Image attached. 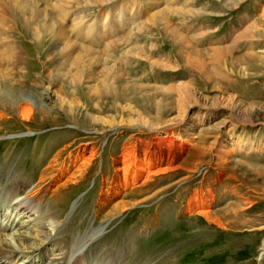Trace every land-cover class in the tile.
I'll return each instance as SVG.
<instances>
[{"label": "bare ground", "instance_id": "6f19581e", "mask_svg": "<svg viewBox=\"0 0 264 264\" xmlns=\"http://www.w3.org/2000/svg\"><path fill=\"white\" fill-rule=\"evenodd\" d=\"M135 1L0 0V119L7 113L15 112L22 121L29 122L34 113L51 115L59 107L70 114L71 125L79 126L78 117L73 116L75 112L77 116L80 115L76 99L89 102L91 96L95 95L98 102H109V108L119 113L126 112V117L122 116L119 121L113 114L99 118L85 112L84 119L100 120V125L104 127H144L150 135L159 134L157 138L163 145L168 144L164 150L153 151V145L149 151L129 142L121 146L118 156L112 155L110 161L113 166H110L113 172L107 171L109 175L102 173L94 198L93 207L97 217L103 211L113 215V211L127 209L134 204L126 200L127 195L136 197L151 192L170 171L178 168L176 163L182 158L176 155L172 147L177 142L176 137L184 138L187 142L198 138L197 142L205 153L215 150L221 160L232 155L233 151L253 152L263 146L262 143L252 145L251 139L244 137V129L256 121V113L253 108H244L233 95L204 96L195 86L197 79L195 84L185 80L159 83L153 71L150 79L144 83L140 75L131 73L134 77L131 76L134 57L139 63L141 60L150 63L152 68L159 65L176 72L172 64L163 62L175 51L183 62L184 71L200 75L197 77L199 80L221 90L218 83L228 81L231 76L226 71L223 73V70L226 53L232 50L233 45L202 44L201 39L206 32L200 27L194 28L196 25L192 24L194 27L191 28L192 25L187 24L189 16L197 15L195 10H189L187 2L142 0L146 9V16L142 18L140 15L144 9L134 6ZM121 3L124 5L121 6ZM104 4L111 5L115 11L105 10L100 19L94 15L89 19L88 14L84 15L88 6L89 9ZM179 9L182 10L178 12ZM173 15L181 17L178 24L170 20ZM68 19L69 23H66ZM155 24L157 28H153ZM183 27L189 33H185ZM154 29L169 40L172 50L171 53L167 52L168 55L156 50L158 46L155 41L159 38L151 37H157ZM254 29L248 26L237 35L234 33L226 37V41L232 37H244V32L251 36ZM141 36L150 41L149 46L139 42ZM20 39H23L22 43ZM45 39H50L52 49L44 64H47V60H51L52 64L42 70L45 66L40 62L42 68L36 72L37 76L28 75V61L36 54L43 55L40 47ZM215 43H221V40ZM96 46H100L101 50ZM249 55L254 57L251 53ZM250 56L236 57L230 66L232 69H237V66L252 69L255 65ZM123 65L127 68L123 69ZM26 77L33 78L34 82L27 85ZM46 83L51 86H45ZM94 103L98 106L97 102ZM145 103L148 105L145 106ZM170 106L178 114L164 118ZM203 134L212 138L208 147L205 142L208 138ZM64 143L54 155L55 147L63 143L48 142L44 148L34 149V154L39 151L41 158L45 157L46 152L48 157L53 156L50 159L45 157L46 160L39 165L41 171L30 176L31 180L21 177L17 171L15 174L10 172L7 151L0 160V219L6 220L5 224L0 223V264H150L147 261L131 262L125 258L126 262L123 263L122 253L127 248L133 250L130 248H133L134 234L130 240L127 239L128 244L124 249L116 250H108L98 244L96 233L102 229L93 232L86 230L71 240L68 236L60 240L63 230L59 218L66 210L67 203L63 197L58 198L59 193L83 179L89 170L87 164L83 166V160L85 162L93 152V147H83L78 141ZM73 146L76 147L72 149ZM25 170L21 171L24 173ZM213 191L212 187L195 190L181 207L188 214H205L210 223L224 226L225 223L212 211V202L208 201ZM160 213L140 228H153ZM162 221L163 227H169L166 219ZM199 241L200 248L203 238L199 237L197 243ZM83 250L86 251L81 254Z\"/></svg>", "mask_w": 264, "mask_h": 264}, {"label": "rangeland", "instance_id": "374dc122", "mask_svg": "<svg viewBox=\"0 0 264 264\" xmlns=\"http://www.w3.org/2000/svg\"><path fill=\"white\" fill-rule=\"evenodd\" d=\"M136 1L134 6L140 10L144 9L141 15L138 14L143 18L144 15L146 16V9L141 3L142 0ZM182 1L187 2L189 10H195L197 14L192 18L189 16L187 24L196 25V27L192 25L191 28L200 27L206 32L201 39L202 44L210 46L233 44L230 49L234 50L226 53L225 70L222 69L223 73L226 71L231 75L229 80L218 83L221 90L216 87L211 88V84L207 85L197 78L200 75L184 71L183 62L177 57L175 51L168 56L171 59L166 57L163 62L168 61V64H172L176 72L159 65L152 68L150 63L142 60L139 63V60L137 61L134 57L130 74L140 75L144 83L146 79H150L153 71L159 83L185 80L195 84L197 79L195 86L204 96L233 95L244 108L254 109L256 121L245 127L246 136L244 137L250 138L251 144L255 146L262 143L263 146L260 149L257 147L256 151L243 150L241 153L233 151L232 155L221 160L215 154V150L205 153L197 142L198 138L187 142L184 138L176 137L177 142L172 147L176 155L182 158L176 163L178 168L170 171L169 175L167 174L164 179L160 180L151 192L138 194L136 197L127 195L126 200L134 202L127 209L122 212L113 211V215H107V211H103L99 217L94 211V198L99 189L102 173L109 175L110 171L113 172L112 161H110L112 155L118 156L121 146L129 142L147 150L154 145L153 151L164 150L168 146L167 143L163 145L157 138L159 134L150 135L149 130L144 127L129 125L121 127L105 125L104 127L100 125V120L84 119L85 112L99 118L113 114L119 121L122 120V116L126 117L124 115L126 112L120 111L119 113L109 108V102L102 104L98 102L95 95L91 96L89 102L76 99L79 103L80 115L77 116L75 112L73 116L78 117L79 126L71 125L70 114L58 109L59 107L51 115L34 113V117L29 122L22 121L15 112L7 113V116L0 119V160H3L7 151L9 155L7 164L8 166L11 164L10 172L15 174L17 171L21 177L30 179V176L41 171L39 165L49 156L48 152L45 153L46 158H41L39 151L34 154L36 147L42 149L48 142L63 143L58 145V148L55 147L53 155L61 149L65 141L69 144L78 141L83 147H93L91 156L85 162L83 160V166L87 164L89 168L83 179H79L76 184H70L68 189H62L59 193L58 198L63 197L67 203L66 210L59 218L62 222L61 230H63L60 240H63L65 236L71 240L73 236L84 234L86 230L93 232L92 230L102 229L96 233L97 242L108 250L111 248L124 249L128 244L127 239L130 240V237L135 236L132 241L133 248H130L133 250L130 251L127 248L126 252L122 253L123 263L127 259L138 263L147 261L150 264H264V0ZM123 5L124 3H121V6ZM88 7L84 15L88 14L89 19L94 16L99 19L103 18L102 14L107 9L115 11L114 7L106 4L96 8L88 9ZM180 10L182 9L178 12ZM180 18V16L173 15L170 20L178 24ZM66 23H69V19ZM248 26L255 28L251 36L244 32V37H232L226 41L228 37L233 36L234 33L237 35L239 31H244ZM157 27L155 24L153 28ZM185 29L186 27L183 31L189 33ZM156 36L151 37L159 38L155 41L158 53L167 55V52L171 53L172 46L169 40L164 38L160 32H156ZM140 39L139 42L143 45H150V41L148 42L145 36H141ZM220 40L221 43H215ZM20 42L22 43L23 39H20ZM96 47L101 50L100 46ZM40 48L43 55L36 54L28 61V75L37 76L36 72L42 68L40 62L44 64L47 55H50L52 49L50 39H45ZM241 55L250 56L255 67L246 70L237 66V69H232L230 66L232 59ZM207 59L210 61L209 55ZM51 64V60H47L42 70ZM122 68L126 69L127 66L123 65ZM133 74H131L132 77H134ZM32 82H34L33 78L27 79V85ZM59 85H61L60 82ZM94 102H97L98 106L94 105ZM147 105L145 103V106ZM177 114L176 109L170 106L163 117L171 118ZM203 136L210 137L204 134ZM211 141L212 138L205 139L206 147ZM74 147L76 146L71 148ZM24 169L27 170L23 173L21 170ZM211 187L214 191L208 201L212 202V211H215V216L225 223L224 226L210 223L211 221L205 214H188L181 207L182 204L184 206L191 193H194L193 191ZM148 197L150 198L145 199ZM208 201L206 200L205 203L208 204ZM159 212H161L160 217L154 223L153 228H140L144 223L147 225ZM165 219L169 227H163L162 220ZM0 223L5 224L6 220L0 219ZM132 234L134 236H131ZM199 237L203 238L200 248L198 245L201 241L197 243ZM85 251L80 253L83 254Z\"/></svg>", "mask_w": 264, "mask_h": 264}]
</instances>
